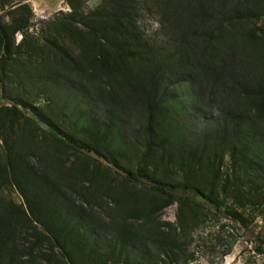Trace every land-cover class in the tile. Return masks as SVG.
<instances>
[{
	"label": "trees",
	"instance_id": "obj_1",
	"mask_svg": "<svg viewBox=\"0 0 264 264\" xmlns=\"http://www.w3.org/2000/svg\"><path fill=\"white\" fill-rule=\"evenodd\" d=\"M26 1L0 0L8 7L0 14L2 81L22 62L32 19ZM65 2L70 11L54 21L50 43L68 73L44 69L36 78L44 91L66 78L88 85L89 109L72 114L83 137L51 125L47 136L91 166L77 184L37 169L14 128L33 136L38 121L24 115L21 100L0 108V139L20 149L0 154V264H186L208 206L216 219L225 214L245 228L264 215V29L257 23L264 0H101L88 13L84 0ZM145 8L159 11L169 49L144 40ZM204 97L216 116L204 114L197 125L189 114L202 111ZM133 112L143 118L135 129ZM128 149L143 152L135 173L119 182L93 155L107 160ZM8 187L24 202L2 195ZM175 202L176 223L158 220ZM256 249L264 255V234Z\"/></svg>",
	"mask_w": 264,
	"mask_h": 264
},
{
	"label": "rangeland",
	"instance_id": "obj_2",
	"mask_svg": "<svg viewBox=\"0 0 264 264\" xmlns=\"http://www.w3.org/2000/svg\"><path fill=\"white\" fill-rule=\"evenodd\" d=\"M26 2L32 9V19L31 25L25 32L27 33V39L22 46L24 53L22 57L19 56L22 62L18 59V65L13 66L15 70L9 73L12 75L10 78L4 81L0 79V108L11 106L14 101L21 100L24 102L27 109L23 111L21 106L18 108L23 111L26 117L38 121L39 129H35V125L30 127L31 130H35V132H31L33 136L20 131L21 128L19 127L14 128V133H16V142L23 143L24 147L28 149L30 162L37 169L45 170L53 178L63 175L61 176L62 182L81 183L84 180L82 167L89 165L88 168H90L91 165L87 163L83 155L79 156L80 159L77 161L69 149H63L62 147V150L56 149L54 142L48 139L47 133L48 127L51 125L59 135L66 133L74 137L75 135L83 137L85 129L76 126L75 120L78 121V119L72 117V114H75L77 110L89 109L90 97L85 92L88 85L85 83L79 85V83L66 78L62 82L63 84L55 90L53 87H49L47 91H44L42 81L36 78L44 69H47L50 73H54L56 70H59L62 75L68 73L63 67L61 68L60 62L55 58L54 45L50 42L54 41L55 37L54 27H52L54 21H58L66 13H69L70 7L65 0H27ZM100 3L101 0H84L83 11L88 13ZM7 9L8 7L4 10L0 8V14H4ZM159 14L156 8L143 9L139 17V28L143 33L144 40L148 41L149 45L162 48H167L170 45L169 49L173 45L172 38L167 34L170 32L164 30ZM257 23L264 29V16ZM21 40L22 34L19 32L16 34V44ZM68 48L71 51L74 49L72 44ZM24 68L26 69L24 70ZM48 71L46 73H49ZM76 86H79L78 89H75ZM203 102L202 111L199 110L198 113L189 114L197 125L201 124L204 114L211 117L216 116V104L212 107L208 106L206 97H204ZM31 105L38 109L40 114L48 120V123L39 120L38 116L32 111ZM192 107L196 108L195 106ZM96 112L97 115L103 114L99 107H96ZM131 120L130 122L134 125L133 129H135L142 125L143 118L134 113ZM9 144H11V141ZM13 146L8 149L0 139V154L4 156L8 152L20 150L18 145V148L15 145ZM142 152V149L140 151H133L132 149L126 151L116 150L112 157L108 154L107 160L96 157L94 152L93 155L102 163L103 172L109 169L113 178H116L119 182L124 181L129 172L135 173L138 158ZM112 158L116 159L117 164L112 162ZM59 159L64 163L55 164ZM112 169L116 170L117 175L114 174L115 172ZM103 172L98 173L97 179H100L101 176L104 177ZM141 180L150 183L145 177ZM95 183L93 182V184ZM89 184L91 185V183ZM92 188L97 190V186H92ZM1 194L11 198L16 204L24 202L16 188H5ZM207 208L205 221L200 227L191 232L189 250L193 254V260L186 264H264V255L256 249L258 236L264 234V215H257L245 228L225 214L218 216V219H216V212L209 206ZM176 218V202L164 208L158 214V220L160 221L175 224Z\"/></svg>",
	"mask_w": 264,
	"mask_h": 264
}]
</instances>
